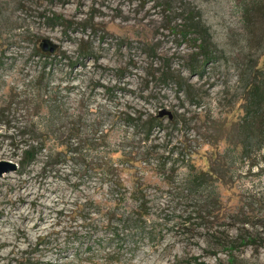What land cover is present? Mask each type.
Listing matches in <instances>:
<instances>
[{"label": "rangeland", "instance_id": "374dc122", "mask_svg": "<svg viewBox=\"0 0 264 264\" xmlns=\"http://www.w3.org/2000/svg\"><path fill=\"white\" fill-rule=\"evenodd\" d=\"M189 2L216 46V57L199 72L187 65L196 57L189 56L192 42L172 28L177 11L161 0H0V160H17L7 136L19 137L32 120L48 121L51 113H38L40 103L58 109L55 126L64 141L55 144L56 160L43 149L23 170L0 175V264H264L262 226L237 219L243 213L264 219V144L252 145L257 163L250 170L237 158L234 180L210 188L221 205L213 214L198 210L205 194L186 176L188 153L197 166L209 164L206 136L219 131L221 148L226 144L243 113L252 68L264 73V43L246 39L237 0ZM43 38L54 44L51 50L41 47ZM167 72L198 86L200 104L165 82ZM121 109L143 118L160 109L183 115L173 124L167 112L158 114L161 124L148 140L132 142L125 165L147 171L151 219L146 232L125 239L85 205L108 193L90 169L101 153L73 155L66 131L70 119L81 117L87 127L95 123L97 134L105 129L118 138ZM144 149L147 164L140 160ZM156 158L173 166L170 177L154 169ZM247 233L259 237L248 243Z\"/></svg>", "mask_w": 264, "mask_h": 264}, {"label": "trees", "instance_id": "16d2710c", "mask_svg": "<svg viewBox=\"0 0 264 264\" xmlns=\"http://www.w3.org/2000/svg\"><path fill=\"white\" fill-rule=\"evenodd\" d=\"M168 10L177 11V19L172 28L178 30L180 37L192 42L191 47L195 49L189 53V56H196L192 63H188V68L192 71H198L208 61L214 60L215 43L212 40L208 27L201 18L198 8L190 5L189 0H161ZM177 2V3H176ZM237 7L240 18L245 30L246 39L254 44L264 43V0H237ZM258 66L252 68L251 76L246 80L243 91V113L236 121L233 132L226 137V144L221 148L220 141L222 136L219 131L213 132L210 136L203 139L209 147L206 148L209 164L206 168L194 164L192 154L188 153V163L186 169L187 178L194 183L205 197L203 203L199 204L198 210L208 213H214L220 209L218 195L214 194L210 198V188L213 184H226L236 177L233 162L237 158L247 160V169L257 163L252 161L251 147L256 145L260 149L264 144V73ZM201 71V70H200ZM196 72V73H198ZM164 81H173L181 88L187 100L196 106L201 102L199 87L193 82L187 81L180 73L167 72L163 75ZM45 104L37 105L38 113H51L48 121L43 125L41 119L32 120L30 127L23 131L19 137L15 135L7 136L12 147V155L17 158L18 170H23L32 163L37 155L46 150V158L51 161L56 160L58 152L55 151V144H64L61 139L63 131L61 126H55V120L58 117L53 110L58 109L51 104L44 110ZM55 108V109H54ZM74 116L73 112L68 114ZM115 116L119 119L118 123L124 125L118 138H110L108 130H102L97 134L95 123L86 126L80 117V120L70 119V124L66 127L68 139L71 138L73 146V155H79L82 152L101 153V162L91 160L90 169L98 174V177L104 182L108 189L107 196L100 199L89 197L86 200L88 210L95 212L101 217V225L110 230L114 236H133L144 233L150 226V200L145 187L147 181L144 165L142 170L129 172L125 165L127 158L133 154L131 147L133 141L148 140V134L151 129L158 124L160 118L157 113H148L144 118L140 113L131 114L130 111L117 110ZM182 112L172 111V117L168 121L176 124L181 121ZM184 119V118H183ZM76 124V125H75ZM136 127V130H129V127ZM51 129L53 135L48 130ZM140 133H143L141 136ZM214 135V136H212ZM81 147V148H80ZM240 147L238 151L233 149ZM232 149V151H231ZM84 152V153H85ZM143 154L140 160L145 164L149 163L147 149L141 151ZM145 155V156H144ZM157 159V158H156ZM157 159L155 170L163 173V177L168 178L174 170L173 166L165 167L163 162ZM124 174H127V178ZM126 180L130 181V185ZM243 217L237 218L240 223H248L252 226L260 225L264 231V219L248 218L244 213ZM260 230L258 231V233ZM245 234L248 243H253L259 234ZM225 244V241L220 242Z\"/></svg>", "mask_w": 264, "mask_h": 264}, {"label": "water", "instance_id": "95a60500", "mask_svg": "<svg viewBox=\"0 0 264 264\" xmlns=\"http://www.w3.org/2000/svg\"><path fill=\"white\" fill-rule=\"evenodd\" d=\"M41 47L43 49H52L54 44L50 43L49 40L47 38H43L41 43H40ZM168 114L169 118L172 117V113L169 111V110H166V109H160L158 111V114L159 115H163L164 113ZM18 167V162L17 160H8V159H1L0 160V175L3 173V172H8V171H11V170H16Z\"/></svg>", "mask_w": 264, "mask_h": 264}]
</instances>
